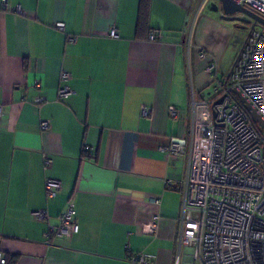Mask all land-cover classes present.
Here are the masks:
<instances>
[{
    "label": "crops",
    "instance_id": "crops-1",
    "mask_svg": "<svg viewBox=\"0 0 264 264\" xmlns=\"http://www.w3.org/2000/svg\"><path fill=\"white\" fill-rule=\"evenodd\" d=\"M2 1L0 249L8 264H132L137 254L190 264L192 249L180 242L183 198L193 124L210 111L193 109L191 98L213 97L252 24L240 29L243 13L226 14L219 0H150L147 29L138 26L140 0H7L19 11ZM63 70L73 92L59 99ZM174 138L187 140L185 152L163 150ZM48 178L61 182L53 198ZM71 200L79 231L48 238ZM38 210L49 217L35 218Z\"/></svg>",
    "mask_w": 264,
    "mask_h": 264
},
{
    "label": "built area",
    "instance_id": "built-area-1",
    "mask_svg": "<svg viewBox=\"0 0 264 264\" xmlns=\"http://www.w3.org/2000/svg\"><path fill=\"white\" fill-rule=\"evenodd\" d=\"M264 16V0H237ZM3 10L12 8L7 0L1 4ZM60 29L63 23H58ZM117 37L116 28L110 31ZM153 38V32H150ZM69 40L74 41L75 37ZM192 44L187 43L190 50ZM200 57L209 55L200 51ZM216 68L213 60L208 67ZM71 74L61 72L58 98L72 94L68 81ZM40 86V84H37ZM242 97L264 120V26L252 28L244 42L229 75L218 80L213 87V97L196 101L192 95L193 109L204 104L209 108L208 120L195 119L193 124V148L183 198L182 232L180 242L189 246L190 264L200 259L203 264H264V126L253 121ZM44 100L43 97L36 101ZM144 114L151 109L144 108ZM2 106L0 105V115ZM43 122V128L48 127ZM201 139L206 143L201 144ZM186 139L174 138L168 150L185 152ZM88 149V147H85ZM46 163H51L46 158ZM46 191L53 198L61 189V182L54 178L46 180ZM156 202H159L156 200ZM37 219L48 218V212H33ZM156 215L149 227L156 228ZM79 231L74 200L69 202L56 227H50L47 237L72 235ZM151 255L137 254L132 264H150ZM0 264L8 259L0 249ZM176 264H181L179 259Z\"/></svg>",
    "mask_w": 264,
    "mask_h": 264
},
{
    "label": "water",
    "instance_id": "water-1",
    "mask_svg": "<svg viewBox=\"0 0 264 264\" xmlns=\"http://www.w3.org/2000/svg\"><path fill=\"white\" fill-rule=\"evenodd\" d=\"M219 1L226 14H234L240 12L248 16L253 21L251 29L256 25L264 26V16L254 11L253 9L249 8L248 6L242 4L241 2L237 0H219ZM235 92H237V94L239 95L241 102L246 104L247 109L250 112L253 121L259 122L262 126H264V120H262L261 116L257 113V111L246 101L244 97L241 96V94L238 91L235 90Z\"/></svg>",
    "mask_w": 264,
    "mask_h": 264
},
{
    "label": "trees",
    "instance_id": "trees-1",
    "mask_svg": "<svg viewBox=\"0 0 264 264\" xmlns=\"http://www.w3.org/2000/svg\"><path fill=\"white\" fill-rule=\"evenodd\" d=\"M149 5L150 0H140L138 26L141 28H148L149 25ZM150 34V33H149ZM85 151H88L84 149Z\"/></svg>",
    "mask_w": 264,
    "mask_h": 264
},
{
    "label": "rangeland",
    "instance_id": "rangeland-1",
    "mask_svg": "<svg viewBox=\"0 0 264 264\" xmlns=\"http://www.w3.org/2000/svg\"><path fill=\"white\" fill-rule=\"evenodd\" d=\"M240 16V18H242L241 20H240V22H238V24L240 25V26H242V28H240V29H242V30H244V29H247V27H250L249 25H251L252 23V21L250 20V19H247V17H245V15H243V14H240L239 15ZM257 27H261V26H258L257 25ZM234 44V43H233ZM233 44H232V46H233ZM210 88H211V86L208 88V90L210 91ZM203 142L205 143V141L203 140ZM184 263V258H182V261H181V264H183ZM195 264H203L202 263V261L200 260V259H197L196 261H195Z\"/></svg>",
    "mask_w": 264,
    "mask_h": 264
},
{
    "label": "flooded vegetation",
    "instance_id": "flooded-vegetation-1",
    "mask_svg": "<svg viewBox=\"0 0 264 264\" xmlns=\"http://www.w3.org/2000/svg\"><path fill=\"white\" fill-rule=\"evenodd\" d=\"M249 8H250V7H249ZM251 9H252V8H251ZM254 11H255V10H254ZM249 19H250V18H249ZM250 20H251V19H250ZM258 26H261V25H258ZM255 27H257V25H256ZM253 28H254V27H253ZM250 30H251V28H250ZM250 30H249V31H250Z\"/></svg>",
    "mask_w": 264,
    "mask_h": 264
}]
</instances>
